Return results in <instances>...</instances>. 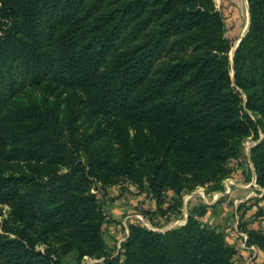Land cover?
<instances>
[{
    "label": "trees",
    "instance_id": "16d2710c",
    "mask_svg": "<svg viewBox=\"0 0 264 264\" xmlns=\"http://www.w3.org/2000/svg\"><path fill=\"white\" fill-rule=\"evenodd\" d=\"M248 5L231 57L214 0H0V202L12 213L0 264H62L73 250L98 264L234 263L240 236L204 223L205 210L166 231L132 219L112 253L90 185L124 174L165 213L170 191L223 190L252 137L264 190V0ZM61 86L70 116L80 105L108 128L95 145L34 95ZM253 204L264 219V191ZM246 232L264 254V230ZM53 234L59 247L39 249Z\"/></svg>",
    "mask_w": 264,
    "mask_h": 264
},
{
    "label": "rangeland",
    "instance_id": "374dc122",
    "mask_svg": "<svg viewBox=\"0 0 264 264\" xmlns=\"http://www.w3.org/2000/svg\"><path fill=\"white\" fill-rule=\"evenodd\" d=\"M214 1L225 17V34L233 43V48L230 52L231 57H233L232 51L235 48L239 37L246 31L247 22L249 23L248 0ZM70 91L72 90L61 86L55 87L54 90H35L34 95L39 103L44 101L45 104L55 107L54 113H60L62 124L68 123L67 121L70 117V119L74 121V126L77 128L76 130L77 133H79L80 139H90V141L93 142V145H95V139L101 138L99 133H102L103 131L105 132L108 128L106 125H103L98 117L89 113L88 108H83L80 105H74V113L70 116L71 111L65 107L63 101L67 96V93ZM57 93H62V95H57ZM262 136H264L263 133ZM257 142V140L250 137L244 142V152L240 156L239 161L231 159L229 165L235 167L236 171L223 180V190H212L214 183H208L205 185H197L194 189L185 188L179 195L170 191L166 196V202L163 204V210L166 211L165 213H163L162 210L160 211L159 209H156V200L152 196L141 191L139 185L124 174L113 176L110 179V182L107 183L91 177V191L98 195L100 206L107 217V222L104 225V237L109 245V250L114 254H118L121 251V245L127 235L128 222L132 219L141 221L151 229L166 231L168 229L182 226V221L186 219L187 222L189 214L194 212V210L195 213L202 210L208 211V207L213 206L210 204L215 202L217 198L219 203H221V201L226 199L225 197L228 193H232L233 189L238 187L236 183H255L257 187L254 188V191H256L257 194L260 193V190L257 188L262 187L257 183L255 167L250 159L251 149ZM59 170L61 174H64L67 171V167L65 165H60ZM234 174H236V180L232 177ZM253 177H255V180H253ZM228 184L229 187L227 188ZM144 185L147 186V182H145ZM226 189H228V192H226ZM239 193L241 192L237 191L229 202L226 199L225 201H227L228 204L221 207H230L232 214H230L229 221L226 222L224 226L208 224L217 229L225 230L228 239L231 240L230 242L239 241V238L236 237V226H238V229L242 232H246V229L253 228L264 230V219L257 214L258 206L257 208L254 207V210L247 213L255 204L246 206V202L243 203V208L245 207V209H242V215L245 217L243 220L241 219L243 216L238 215V211V214L236 213L233 200L237 199V197L241 198L244 196L243 193ZM179 203L180 206L177 208L178 206L176 207V205ZM145 211H148V213H145ZM11 220V207L0 202V228H2L3 225H11ZM203 222L206 223L204 220ZM239 236L242 241L243 236ZM49 246L51 249L59 247L56 234L49 236L48 243H38L39 249H45ZM247 254L246 250H244V252L242 251L240 254L238 253L234 258L233 264H244ZM262 256L264 257L263 253ZM95 259L97 258L87 255L78 259L77 252L73 250L63 255L62 264H98V262H94Z\"/></svg>",
    "mask_w": 264,
    "mask_h": 264
},
{
    "label": "crops",
    "instance_id": "0c3cea01",
    "mask_svg": "<svg viewBox=\"0 0 264 264\" xmlns=\"http://www.w3.org/2000/svg\"><path fill=\"white\" fill-rule=\"evenodd\" d=\"M236 174H234L232 176V177L235 178V180L237 179ZM253 180H255V177H253ZM236 184H237L238 187H236L235 189H233L232 193H228V195L225 198L229 202V201L232 200L233 196L236 194L237 191H240L241 192L239 194H242L243 193L244 194L243 197H241V198H238L237 197V199L233 200L234 201V207L236 209V213L238 211L239 214L238 213L237 214L243 216L242 215V212H243L242 209H245V207L243 208V203L246 202L245 203L246 206H251L256 201L257 197H261L263 195V190H262V188H257L258 190H260V193L257 194L256 191H254V188L257 187V185L255 183H248V184L236 183ZM226 192H228V191H226ZM225 200L221 201V203L224 204V205H222L221 203H219L218 198L216 199L215 202H213V203L210 204V205H213V206H209L208 207L207 214L205 216H203V220L207 224L224 226V224L229 221L230 214H232L231 213L232 211H230L231 210L230 207H226V208L223 207V208H221L222 206H226L228 204V202L225 201ZM254 207L257 208V205L252 206L248 210L247 213L251 212V210H254ZM246 216H248V215H246ZM237 217H239V216H237ZM243 218H245V217L243 216ZM127 231H128V229H127ZM236 237H238V234H236Z\"/></svg>",
    "mask_w": 264,
    "mask_h": 264
},
{
    "label": "built area",
    "instance_id": "2783aa9c",
    "mask_svg": "<svg viewBox=\"0 0 264 264\" xmlns=\"http://www.w3.org/2000/svg\"><path fill=\"white\" fill-rule=\"evenodd\" d=\"M228 187H229V184L227 185V188ZM226 191H228V189H226ZM216 197H218V196H216ZM185 223H186V219L184 221H182V224H185ZM235 230L237 231L238 235L243 236V240L242 241L240 240V247L243 248L244 250H246L248 253L244 264H264V257L262 256V251L260 250V248L257 245L248 243L247 232H241L238 229V226H236ZM127 234H128V231H127ZM101 260L102 259H95L94 262H100Z\"/></svg>",
    "mask_w": 264,
    "mask_h": 264
},
{
    "label": "water",
    "instance_id": "95a60500",
    "mask_svg": "<svg viewBox=\"0 0 264 264\" xmlns=\"http://www.w3.org/2000/svg\"><path fill=\"white\" fill-rule=\"evenodd\" d=\"M248 11H249V7H248ZM250 24H251V17H250V13H249V23H248V28L246 29V31L239 37L235 48L232 51V54L234 55L236 48L238 47V45L240 44V42L243 40V38L245 37V35L248 33L249 29H250Z\"/></svg>",
    "mask_w": 264,
    "mask_h": 264
},
{
    "label": "bare ground",
    "instance_id": "6f19581e",
    "mask_svg": "<svg viewBox=\"0 0 264 264\" xmlns=\"http://www.w3.org/2000/svg\"><path fill=\"white\" fill-rule=\"evenodd\" d=\"M248 17H249V15H248ZM247 27H248V22H247V25H246V29H247Z\"/></svg>",
    "mask_w": 264,
    "mask_h": 264
}]
</instances>
